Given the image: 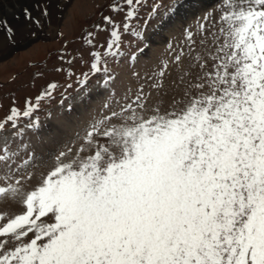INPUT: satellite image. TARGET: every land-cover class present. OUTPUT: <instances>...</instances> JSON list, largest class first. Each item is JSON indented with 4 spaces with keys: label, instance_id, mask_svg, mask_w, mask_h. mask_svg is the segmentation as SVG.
I'll use <instances>...</instances> for the list:
<instances>
[{
    "label": "snow or ice",
    "instance_id": "snow-or-ice-1",
    "mask_svg": "<svg viewBox=\"0 0 264 264\" xmlns=\"http://www.w3.org/2000/svg\"><path fill=\"white\" fill-rule=\"evenodd\" d=\"M184 3L154 5L159 26ZM142 4L114 0L121 24L104 16L108 27L95 26L109 39L103 56L90 53V70L106 88L113 78L103 57L123 56L124 34L145 41L131 23ZM219 11L214 30L200 24L196 82L166 109L149 111L140 89L94 120L74 155L28 146L17 162L18 150L0 146V205L20 208L0 211V264H264V0H220ZM93 39L85 37L90 47ZM56 87L23 112L11 108L0 134L11 125L22 136L18 120L31 121ZM36 169L45 171L32 184Z\"/></svg>",
    "mask_w": 264,
    "mask_h": 264
},
{
    "label": "rangeland",
    "instance_id": "rangeland-1",
    "mask_svg": "<svg viewBox=\"0 0 264 264\" xmlns=\"http://www.w3.org/2000/svg\"><path fill=\"white\" fill-rule=\"evenodd\" d=\"M113 2L25 0L18 1L17 10L0 11V21L3 22L0 24V121L10 114L11 108L23 112L26 101L35 104L36 98L49 84L57 85L51 97L39 102L31 121L23 117L18 120L22 136L15 135L11 125L0 134V146L7 143L10 151L18 150L17 162L28 155L24 150L28 146L34 148L37 155L69 147L74 155L91 123L106 113L110 114L111 110H119L122 104L135 97L138 90L143 89L149 111L158 103L166 109L174 99L183 97L190 83L196 82L201 70L195 56L197 53L204 55L205 47L200 44V24L204 22L208 29L214 30L213 22L220 16V1L201 12L202 0H185L180 12L161 28L159 13H153L152 8L166 4L167 0H143L138 18L131 23L134 30L144 32L145 41H137L130 33L124 34L123 56L116 59L103 57L113 78L106 88L97 82L103 83V75L91 73L93 58L90 53L98 51L103 56L106 50L109 33L96 31L95 27H108L103 23L104 16H110L117 24L123 21L124 12L110 10ZM25 9L30 19L26 17ZM163 11L160 8V13ZM206 16L209 19L204 21ZM176 18L183 25L170 28ZM166 29L170 31L165 37ZM188 32L195 40V51H190ZM88 33H92L95 47L86 43ZM158 34H163L160 39H157ZM207 44L211 45L210 39ZM133 56L135 60H132ZM177 56L181 57L179 62ZM211 63L208 61L205 70L211 68ZM161 72H164L163 77ZM85 73L88 74L87 87L81 83L85 80ZM161 83L162 87L159 86ZM82 97L88 98L83 100ZM32 124L36 126L32 127ZM3 171L0 169V174ZM42 171L45 169L35 170L32 184ZM0 211L18 213L20 208L4 204L0 205Z\"/></svg>",
    "mask_w": 264,
    "mask_h": 264
},
{
    "label": "bare ground",
    "instance_id": "bare-ground-1",
    "mask_svg": "<svg viewBox=\"0 0 264 264\" xmlns=\"http://www.w3.org/2000/svg\"><path fill=\"white\" fill-rule=\"evenodd\" d=\"M18 1L24 2L25 0H0V11L1 12L4 11V13H7L9 11V9H11V8H12V10H17V8H18V5H17ZM26 1H28V0H26ZM49 1H52L53 2V0H49ZM58 6L59 7H62V5H58ZM181 24H182L181 21H179L178 19H175V23L172 24L170 26V28H173L174 26L181 25ZM173 29H175V28H173ZM165 31H167L166 34H168L170 30L169 29H166ZM160 35H163V34H158L157 39H160L159 38Z\"/></svg>",
    "mask_w": 264,
    "mask_h": 264
}]
</instances>
